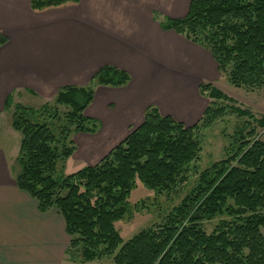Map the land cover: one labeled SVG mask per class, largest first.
<instances>
[{
  "label": "trees",
  "instance_id": "obj_1",
  "mask_svg": "<svg viewBox=\"0 0 264 264\" xmlns=\"http://www.w3.org/2000/svg\"><path fill=\"white\" fill-rule=\"evenodd\" d=\"M79 0H32L43 9ZM172 29L207 49L229 81L248 90L264 87V0H191L188 13L166 17ZM8 38L0 32V46ZM128 71L113 65L97 70L87 85H65L39 106L14 102L11 123L22 135L14 178L41 212L57 209L69 243L66 259L109 264H264V116L221 105L233 101L211 82L200 93L209 105L191 126L150 105L143 122L95 164L60 171L75 153L74 132L94 133L99 121L87 115L95 85L124 86ZM14 104V105H13ZM244 118L225 157L202 171L194 162L203 130L230 112ZM197 179L190 185L191 177ZM156 193L184 195L164 219L124 240L117 223L131 211L137 183ZM217 219L208 232L204 223Z\"/></svg>",
  "mask_w": 264,
  "mask_h": 264
},
{
  "label": "crops",
  "instance_id": "obj_2",
  "mask_svg": "<svg viewBox=\"0 0 264 264\" xmlns=\"http://www.w3.org/2000/svg\"><path fill=\"white\" fill-rule=\"evenodd\" d=\"M190 1L79 0L38 10L32 0H0V32L8 38L0 46V112L9 110L8 96L49 99L65 85L89 84L109 64L131 80L94 87L86 113L99 121L89 135L102 157L143 122L150 105L194 125L211 101L199 86L215 85L221 71L207 49L160 19L165 11L185 16ZM3 148L0 142V264H62L69 243L63 216L38 210Z\"/></svg>",
  "mask_w": 264,
  "mask_h": 264
},
{
  "label": "rangeland",
  "instance_id": "obj_3",
  "mask_svg": "<svg viewBox=\"0 0 264 264\" xmlns=\"http://www.w3.org/2000/svg\"><path fill=\"white\" fill-rule=\"evenodd\" d=\"M169 8L170 6L165 5V9ZM166 17H169V14L165 11V15H162L160 19L164 20ZM215 81V86L233 99V101L224 99L217 100L221 105L247 108L258 118L264 116V87L253 91L243 87H237L229 81L228 75L223 72H221V76L216 77ZM52 98L45 99L38 95L26 94L24 98L21 96V98H17V100L20 99L19 101L27 105L39 106ZM12 110L13 108L3 113L0 112V114L2 113L0 115V142L4 145L3 149L9 158L7 162L8 164L10 162V165L12 163L14 173L17 168L16 156L19 151L22 135L12 126ZM246 118L247 117L241 118L237 113L230 112L224 118L217 119L212 126L201 132L199 139L201 141L202 150L198 160L193 163L196 170L202 171L213 162L225 157L226 148L233 140L237 128ZM259 131L264 140V127H259ZM72 138L77 145V149L66 161L64 168L60 171L63 175L73 173L87 165L95 164L103 155V152L98 151L94 147V142L89 133L74 132ZM197 178V175H193L190 185H192ZM183 195L184 192L177 194L173 192L169 194H159L138 182L137 187L133 190L131 195V211L125 218L117 223V227L123 239L127 240L141 229L160 223L164 219V216L180 202ZM54 210L59 213L57 209ZM60 217L62 218L61 214ZM216 224L217 219H214L210 222H205L204 226L205 229L210 232L214 229ZM262 232L264 234V228H262ZM66 260L65 255V260L62 261V264H109L110 261L108 258L86 263H73Z\"/></svg>",
  "mask_w": 264,
  "mask_h": 264
}]
</instances>
